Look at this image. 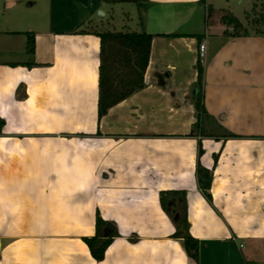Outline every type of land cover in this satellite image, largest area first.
Wrapping results in <instances>:
<instances>
[{
  "label": "crops",
  "instance_id": "1",
  "mask_svg": "<svg viewBox=\"0 0 264 264\" xmlns=\"http://www.w3.org/2000/svg\"><path fill=\"white\" fill-rule=\"evenodd\" d=\"M198 1L130 4L131 17L102 0H0V264H264V27L245 20L264 3L236 0L238 16L232 0ZM223 11L247 34L226 36ZM103 32L152 40L144 87L98 118ZM198 63L207 114L236 138L191 135ZM167 191L185 193L197 261L172 238ZM96 214L118 234L100 262L82 241Z\"/></svg>",
  "mask_w": 264,
  "mask_h": 264
},
{
  "label": "trees",
  "instance_id": "2",
  "mask_svg": "<svg viewBox=\"0 0 264 264\" xmlns=\"http://www.w3.org/2000/svg\"><path fill=\"white\" fill-rule=\"evenodd\" d=\"M146 1L102 0V2L108 4H133L140 13L145 8ZM198 2L202 6L205 5V0H199ZM206 11L209 15L212 11L211 7L208 6ZM245 20L254 28V32L259 33L258 28L264 27V5L253 4L251 11L245 13ZM221 22L227 28H232L230 34L225 33L226 36L237 37L247 34V30L241 22L227 11H223ZM26 35V52L31 55L34 51L33 37L32 34ZM97 36L100 40L97 107L98 118H101L110 108L144 87V73L148 65L152 36L145 32H103L97 34ZM197 74L194 101L197 121L192 127L191 135L195 134L199 138L223 140L236 138L235 135L227 132L213 117L207 114L203 105V68L200 63L197 65ZM4 125V121L0 118V136L2 135ZM202 153L201 143L199 142L198 158H200ZM213 160L214 164H216L217 156L214 155ZM196 177L199 182L200 191L206 199H210L209 190L212 182V172L202 168L199 162H197ZM169 201H173L172 205H169ZM159 202L161 209L173 223L174 233L172 234V238L181 241L188 257L197 261L199 243L191 236L189 231L185 193L173 191L161 192ZM107 228L108 223L96 214L94 235L82 239L89 250L91 258L96 262L104 259L106 249L110 246L112 240L118 236L114 228L109 232Z\"/></svg>",
  "mask_w": 264,
  "mask_h": 264
},
{
  "label": "rangeland",
  "instance_id": "3",
  "mask_svg": "<svg viewBox=\"0 0 264 264\" xmlns=\"http://www.w3.org/2000/svg\"><path fill=\"white\" fill-rule=\"evenodd\" d=\"M232 4H233V9L234 11L238 14V16H241V12H242V5H237L236 0H232ZM262 2L264 3V1L262 0ZM117 9L121 10L122 13H126L129 14L131 17H134L135 15V8H132V5L130 4H121L119 6H117ZM217 13H221V11L217 10ZM215 14L212 16V18L210 19V26L212 27H221L218 19H219V14ZM127 23V22H126ZM125 23V24H126ZM128 26H130V24H128Z\"/></svg>",
  "mask_w": 264,
  "mask_h": 264
},
{
  "label": "built area",
  "instance_id": "4",
  "mask_svg": "<svg viewBox=\"0 0 264 264\" xmlns=\"http://www.w3.org/2000/svg\"><path fill=\"white\" fill-rule=\"evenodd\" d=\"M206 45L205 43H200L198 46V58L202 60L205 57Z\"/></svg>",
  "mask_w": 264,
  "mask_h": 264
},
{
  "label": "water",
  "instance_id": "5",
  "mask_svg": "<svg viewBox=\"0 0 264 264\" xmlns=\"http://www.w3.org/2000/svg\"><path fill=\"white\" fill-rule=\"evenodd\" d=\"M111 229H112V226L110 224H108L107 231L109 232Z\"/></svg>",
  "mask_w": 264,
  "mask_h": 264
}]
</instances>
